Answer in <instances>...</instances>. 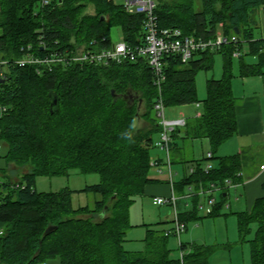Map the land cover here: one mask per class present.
I'll use <instances>...</instances> for the list:
<instances>
[{
	"label": "trees",
	"instance_id": "trees-1",
	"mask_svg": "<svg viewBox=\"0 0 264 264\" xmlns=\"http://www.w3.org/2000/svg\"><path fill=\"white\" fill-rule=\"evenodd\" d=\"M42 1L0 0L1 57L10 62L6 79H0V106L7 108L0 118V145L4 143L7 152L0 157L6 166L13 163L28 170L16 183L0 179V264H48L56 259L60 264H209L216 247L182 243L183 263L173 258L169 239L174 235L166 236L160 224L148 226L143 251H130L125 244L133 228L130 210L135 199L163 183L150 176L154 137L162 131L153 116L156 103L162 99L165 107L200 104L196 78L213 69L216 54L223 58L221 79L207 81L201 115L172 134V163H197L195 172L177 183L176 192L211 184L225 187L209 215L216 218L227 202L226 182H243L245 157L218 156L238 131L233 90L236 46L201 52L187 65L178 57L166 58L160 88L145 60L109 67L58 66L39 75L32 67L11 63L29 44L42 53L40 31L47 48L56 51L90 46L93 41L107 45L114 29L136 46L143 42L145 18L128 14L115 0H48L47 6ZM200 5L198 10L197 0L162 1L155 14L161 28H178L188 36L209 39L219 31L238 35L248 43L240 58V77L264 76V39L255 40L251 30L252 13L262 9L264 14V0H200ZM88 8L94 14H88ZM246 56L256 57L257 63H247ZM54 96L59 104L52 111ZM197 139L210 144L215 167L208 174L180 144ZM72 170L100 176L99 184L84 190L98 197L93 206L75 208L68 188L36 190L39 177H67ZM0 174L10 179L5 168L0 167ZM192 200L193 210L180 214L186 224L200 219L199 196ZM237 217L240 241L250 245L251 264H264V197ZM49 227L55 229L46 235Z\"/></svg>",
	"mask_w": 264,
	"mask_h": 264
},
{
	"label": "built area",
	"instance_id": "built-area-1",
	"mask_svg": "<svg viewBox=\"0 0 264 264\" xmlns=\"http://www.w3.org/2000/svg\"><path fill=\"white\" fill-rule=\"evenodd\" d=\"M123 8L128 14L143 15L144 18V37L143 42L139 45L133 46L125 41L122 36L120 42H114L113 39L107 45H99L98 41L91 42L90 46H81L75 48H68L62 50L48 49L43 32L40 31L39 46L42 53L38 54L32 44L22 48V55L19 59L14 60L11 64L19 68L32 67L36 70L37 74L45 75L51 73L58 66H71V65H95L109 67L112 64L123 63H136L140 60H145L151 68L155 84L160 88L165 80L164 66L166 58L178 57L183 65L189 64L199 53L207 50L215 51L220 50L224 46L233 44L236 49L233 53V58L240 59L248 49L246 48L247 42L242 41L238 35H226L219 31L214 38L203 39L197 36H188L178 28H161L159 25L158 17L155 14L157 6L156 0H123ZM48 0L42 1V6H47ZM222 27V25H221ZM107 40L103 39V43ZM0 50V79H6V67L10 62L2 59ZM156 112L159 119V124L162 131L159 135V140L155 143V147L164 152L168 158V163L163 164L162 160L156 159L151 161V168H154L159 176L167 175L172 187V194L168 197H157L154 199L155 206L168 205L174 208V226L170 231H166L165 235H174L181 238V235L186 231V225L183 223L178 214L177 203L180 199L174 192V175L172 172L171 160V145L172 134L177 128H184L187 124V119L182 116L179 119L169 120L165 114V105L162 99L156 103ZM7 111V108L0 106V118ZM1 151V149H0ZM208 163L204 172L208 174L213 165L210 161L213 159L211 152L207 153ZM264 170V165L261 166ZM195 168L190 169V173H194ZM230 181L226 182V186H230ZM19 188V185H17ZM223 186L211 184L208 188H204L199 193H192L189 196H206L208 202L206 205H201V209L207 208V213H212V207L215 205L214 193L218 190L224 191ZM187 196V197H189ZM3 235V230L0 229V236ZM182 242L180 240V246ZM183 255L181 252V261L183 263Z\"/></svg>",
	"mask_w": 264,
	"mask_h": 264
},
{
	"label": "rangeland",
	"instance_id": "rangeland-1",
	"mask_svg": "<svg viewBox=\"0 0 264 264\" xmlns=\"http://www.w3.org/2000/svg\"><path fill=\"white\" fill-rule=\"evenodd\" d=\"M165 2L169 0H156V3ZM116 4L123 5V0H115ZM197 6L198 10L201 8L200 0H197ZM88 14H94L93 8H88L87 10ZM261 27L259 28H253V33L255 38L261 37ZM2 34V30L0 29V35ZM243 37V36H242ZM122 38V32L120 29H114L112 31V39L114 42H120ZM247 48V47H246ZM240 59H233V71H234V80H233V90L235 97L239 100L242 97H244V93L252 92V87H256V85L250 86V88L246 89L245 92H243V80L240 77ZM245 61L249 64H255L257 63V58L254 56H246ZM223 75V58L222 55L216 54L215 55V62L214 67L211 71H201L198 73L196 78V86H197V94L200 104H191L187 106H181V107H166L165 108V114L167 119L174 120L179 119L182 116L184 118L188 119L189 121L194 120L198 117L200 113L203 111V101L207 98V81L211 79L219 80L221 79ZM257 82V81H255ZM262 87V86H261ZM257 88L259 89H264ZM261 90H259L260 92ZM262 90L261 92H263ZM243 99V98H242ZM153 116H157V112L153 114ZM144 127L146 124H142ZM159 135H156L154 137L155 143L159 140ZM256 143L258 141H255ZM174 143V141L172 142ZM1 149L3 151H0V156L5 155L7 152V148L5 147V144L2 143ZM186 150L188 158L190 159V149L193 150V158H195V161H200L202 167L205 169L207 166V163L204 161V159L207 158V153L210 152V144L207 140L201 141L200 139L193 140L191 143L190 141L186 142ZM151 156L152 160L161 159L163 164L168 163V158L166 154L156 147H153L151 150ZM245 162H246V168L250 169L255 168L256 166H259L260 163H264V149H260V147L252 148L251 150L244 151ZM212 163L213 168L215 167V163L210 161ZM256 165V166H255ZM0 167L5 168L7 174L9 175L10 179L6 180L4 179L1 174L0 179L3 181H13L17 182L20 180L24 174L28 172L27 168H19L15 164L11 163L6 166L5 161L0 157ZM197 168V163H188V164H182L180 162L172 163V172L175 179V183L177 185L178 182H180L184 176H189L190 169L191 168ZM177 173L180 174V177L177 178ZM7 175V176H8ZM150 176L153 178V176H159V174L155 171L154 168L151 169ZM101 181V178L97 174H91V175H83L79 173L77 170H72L69 174V176H58L54 178H47V177H39L36 181V190L39 193H50V192H59L63 189H70L73 191L72 195V201L75 208L83 207V206H93L95 201L98 199L97 196L93 194H86L84 192L85 188L88 186H93L99 184ZM235 188H232L230 191V203L232 204V210L225 206H223L221 210V216L220 217H210L207 213V208L205 206V209H201L200 206L203 204H207L208 198H211V196L204 198L203 196H200L199 199V206L197 209V216L200 218L199 220L195 222H191L189 224V232H185L181 235V242L187 243L188 239L192 238L194 241H197L199 243H206L207 245H215V244H228L233 241H240L239 237V231H238V225H237V217L235 214H233L236 211V197L233 193ZM190 192L186 189L184 195H188ZM192 194V193H190ZM221 193L220 190L216 191L214 194V197L220 202L221 200ZM182 196V195H181ZM135 200H137V205L133 204L130 210V214L132 212V219L131 222L135 225H137L135 228L130 230L128 233V236L126 237L127 243L125 244L126 249L130 251H143L145 248V242L144 239L146 237V229L145 227H142V220L145 219L146 223H161V222H172L167 225H163V228H169L170 226L174 225V208L163 205V206H154L152 203V198L147 196L137 197ZM188 202V204L186 203ZM228 202V200H227ZM226 202V204H227ZM135 203V202H134ZM183 204L181 207V213L184 211V208H189V210H193L194 208V202L192 199H185L183 200ZM180 214V212H179ZM228 217V220L224 219V217ZM139 225V226H138ZM170 229V228H169ZM255 230V227H253ZM189 234V235H188ZM254 237V234L252 233L247 239L250 240ZM180 240L178 237L174 236L169 239V248L173 251L172 257L176 259H181V250H180ZM244 245V248L246 250L245 253V264H251V255H250V245L249 243H242ZM48 264H60V260H52L49 261Z\"/></svg>",
	"mask_w": 264,
	"mask_h": 264
},
{
	"label": "crops",
	"instance_id": "crops-1",
	"mask_svg": "<svg viewBox=\"0 0 264 264\" xmlns=\"http://www.w3.org/2000/svg\"><path fill=\"white\" fill-rule=\"evenodd\" d=\"M259 27H261L262 30L261 37L255 38L253 33V28H259ZM251 30H252L253 38L255 40L264 39V14L262 9H258L257 11H254L252 13ZM241 79L243 80L242 83L244 90L243 92H245V90L250 88V86L252 85H256V87H252L253 88L252 92H249L247 94L244 93V97H242L243 99L242 98L239 100L237 99L236 115H237L238 131L232 139H230L221 147L218 153V156L220 157H231V156H236L238 154L244 155V151L251 150L252 148H256L258 146L260 147V149H264V91L261 92L264 89H259L261 90L260 92L259 90L258 91L256 90L257 88H259V86L260 87L262 86L261 88H264V76L241 78ZM200 115L201 113L198 116ZM255 141L258 142L256 143ZM191 142L192 141H190V143ZM180 144L181 146L184 145L183 150H186L185 147L186 142ZM192 153L193 150L190 149V158L195 160V158H193L192 156L193 155ZM212 162L215 163L213 160ZM263 165L264 163L262 162L260 163L259 166L255 165L256 166L255 168L251 167L250 169H247L245 167L243 171V182L241 184H237V185L231 184L230 186H228L227 188L228 202L226 204V207L232 210V204L230 203V196H231L230 191L232 188H235L233 193L236 197V201H235L236 211L233 214H235L236 217L237 214L239 213L250 212L254 202L257 199L264 197V188H263L264 170L263 171L261 170V166ZM176 175L177 178L180 177L179 173H177ZM153 178L157 180H161L163 183L156 186H152L148 189L147 194L145 196L152 198V203L154 199L157 197H168L172 194V187L167 175L157 176V177L153 176ZM175 179L176 178L174 177V192L180 198L177 203V210H178V214L179 212L181 214L180 211L181 207L183 204H185L183 203V200L192 199L193 197L189 196L190 193H199L201 192L202 188L195 189L193 187H188L187 190L190 192L188 195H184V193L178 194L176 192L177 185L175 183ZM220 193L222 194L223 192ZM203 197L206 198V196ZM214 199H215V205L212 207V211L216 206V204L219 202L215 197ZM186 203L188 204V202ZM134 204L137 205V200H135ZM204 205L205 204H203V206ZM184 209L185 210L182 211V213L189 211V208H184ZM180 214H179V218H180ZM131 219H132V212L130 214V221ZM224 219L228 220V217L226 216L224 217ZM142 222L143 223L141 226L145 227L146 233L148 226L151 225L160 224L159 228L163 231H170V229H172L174 226V225L170 226L169 227L170 229L168 227L163 228V225L172 223L168 221L161 223H146L145 219H143ZM189 224L185 223L186 225L185 232H189ZM131 225L133 228L137 226L132 222ZM237 225H238V217H237ZM186 242L187 243L184 244L188 246L196 244V245H206V246L216 247V251L209 258V264H245L246 250L244 248V245L241 242H238L237 240L228 244L226 243V244H215V245H207L206 243H199L197 241H194L192 238L191 239L189 238L188 241Z\"/></svg>",
	"mask_w": 264,
	"mask_h": 264
},
{
	"label": "water",
	"instance_id": "water-1",
	"mask_svg": "<svg viewBox=\"0 0 264 264\" xmlns=\"http://www.w3.org/2000/svg\"><path fill=\"white\" fill-rule=\"evenodd\" d=\"M58 104H59V100H58V98L56 96H54L53 99H52V104H51L52 111H54L57 108ZM54 229H55L54 227H49L46 230V235L50 234Z\"/></svg>",
	"mask_w": 264,
	"mask_h": 264
}]
</instances>
